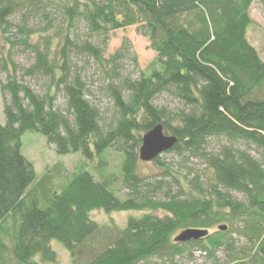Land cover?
Segmentation results:
<instances>
[{"label":"trees","instance_id":"obj_1","mask_svg":"<svg viewBox=\"0 0 264 264\" xmlns=\"http://www.w3.org/2000/svg\"><path fill=\"white\" fill-rule=\"evenodd\" d=\"M253 1L0 0L7 47L0 57V264L55 262L52 240L72 264H179L193 250L215 262L225 252L219 264H264V60L247 38ZM131 26L156 54L137 77L120 72L131 57L126 40L103 56L110 32ZM15 52L31 62H14ZM78 56L103 67L99 95ZM26 78L45 79L41 91ZM163 94L177 107L156 104ZM98 96L110 103V118ZM157 124L176 138L163 153L200 160L205 170L187 165L179 177L161 153L152 160L155 178L139 173L141 136ZM27 131L43 135L58 155L78 152L90 163L113 148L123 155L119 173L97 176L99 159L67 179L47 169L36 180L20 150ZM212 139L222 142L209 148ZM93 210L140 214L120 227L91 220ZM186 229L207 233L176 242Z\"/></svg>","mask_w":264,"mask_h":264},{"label":"rangeland","instance_id":"obj_2","mask_svg":"<svg viewBox=\"0 0 264 264\" xmlns=\"http://www.w3.org/2000/svg\"><path fill=\"white\" fill-rule=\"evenodd\" d=\"M249 16L251 23L247 27V38L249 42L256 48L260 57L264 60V0H254L250 10ZM80 26V25H79ZM82 31V30H81ZM123 40H126L130 47V58L127 57L122 61L121 71L123 75H130L131 77H137L139 72L147 69L152 63L155 62L156 54L150 49L149 42L145 37L138 35L135 32V27H127L125 29H119L112 31L109 34V40L105 46L103 56L108 58L116 50L120 49ZM0 57L7 53V47L5 42L2 40L0 35ZM14 62L27 66L31 62V55L23 52H15L13 54ZM75 62L82 70V74L88 84V86L95 92L96 96L98 94V88L104 80V69L100 64H98L94 59L86 56L74 57ZM4 73L0 71V82L4 78ZM28 83L37 91H41L45 83V79H25ZM99 99V100H98ZM99 106L105 111V115L108 118L111 117V105L106 98L97 97ZM156 104L159 106H166L167 108L174 109L177 107L175 101L167 95H159L156 98ZM57 106L59 108H64V99L62 95L58 96ZM5 123V118L3 115V98L0 92V124ZM222 141L215 139L210 140L209 148H216ZM21 153L33 164L36 174V180L41 178L47 169H53L57 173L59 180L67 179L73 172L81 169H93L99 163V159L104 163L100 164L99 169L95 171L97 176L104 175H117L120 170V164L123 159V155L115 151L113 148L106 149L99 158H96L92 163L87 162L81 153H69L67 155H58L53 145L49 144L46 138L32 131H27L21 136ZM161 161L172 164L174 169L178 172L179 177H181L185 171L186 166H192L195 170H205L204 165L200 160L190 159L185 161L182 156H177L174 153H163L160 155ZM139 173L144 176L156 175L160 169L152 161H140L138 165ZM150 177L151 179H154ZM159 178V176H157ZM118 182L114 183V188H118ZM120 198L125 197L124 190L118 191L117 194ZM240 198L239 194H235ZM160 193L156 194V198H161ZM156 215L162 216L163 211L153 212ZM139 212L133 211H121V212H111L105 213L102 210H93L90 212L91 220L95 221L100 225L112 224L116 226H124L126 219L133 215H139ZM212 231V230H211ZM210 231V232H211ZM179 232L174 234V237ZM238 238L237 235H234ZM237 245H242L244 243L242 238H238ZM51 247L56 254L55 262H46L44 264H72V260L69 252L61 245L60 242L56 240L51 241ZM189 254V255H188ZM218 262L207 257L199 251L193 250L191 253H185L183 257H177L176 261L179 264H219L224 263L228 260L227 254L225 252L219 251L216 253ZM37 259V258H36ZM151 264H161L157 261H151Z\"/></svg>","mask_w":264,"mask_h":264},{"label":"water","instance_id":"obj_3","mask_svg":"<svg viewBox=\"0 0 264 264\" xmlns=\"http://www.w3.org/2000/svg\"><path fill=\"white\" fill-rule=\"evenodd\" d=\"M176 143V138L166 135L162 124H157L141 136V145L138 149L140 161H152L161 153L171 149ZM219 230H225L226 226L221 225ZM206 230L186 229L179 232L174 240L176 242H186L202 238L206 235Z\"/></svg>","mask_w":264,"mask_h":264}]
</instances>
